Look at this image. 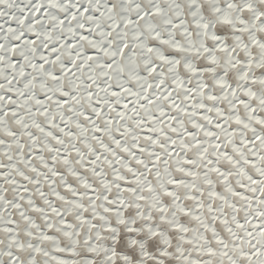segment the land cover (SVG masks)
I'll use <instances>...</instances> for the list:
<instances>
[{"label": "snow or ice", "instance_id": "obj_1", "mask_svg": "<svg viewBox=\"0 0 264 264\" xmlns=\"http://www.w3.org/2000/svg\"><path fill=\"white\" fill-rule=\"evenodd\" d=\"M0 264H264V0H0Z\"/></svg>", "mask_w": 264, "mask_h": 264}]
</instances>
